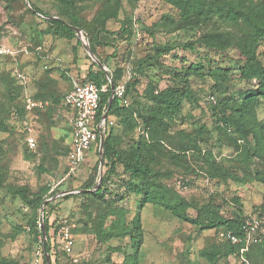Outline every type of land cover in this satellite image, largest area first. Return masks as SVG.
Instances as JSON below:
<instances>
[{
  "label": "rangeland",
  "instance_id": "rangeland-1",
  "mask_svg": "<svg viewBox=\"0 0 264 264\" xmlns=\"http://www.w3.org/2000/svg\"><path fill=\"white\" fill-rule=\"evenodd\" d=\"M33 1L49 18H59L57 0ZM241 1L247 4L264 2ZM29 5V0H0V46L11 50L0 55V109H11L16 104L29 109L23 122L16 120L18 113L14 111L10 118H6L7 129H0V170L4 173L6 185L27 186L36 191L48 184L52 190H57L48 198L54 207L50 233L55 247L49 253L50 264H75L74 259H79L78 264L124 261V253L131 255L134 252L129 237L100 238L103 230L114 229L120 209L126 212L124 220L127 224L140 213L143 225V243L139 248L141 264H264L262 246L253 248L251 258L225 253L228 240L223 228L200 229L191 221L178 219L160 204L146 203L140 208L143 193L128 186L131 181L139 185V179L130 181L129 173L120 164H117L115 172L109 173L106 161L99 154L90 153L77 176L67 177V154H62L61 147L71 140L69 107L64 99L55 102L49 95L36 100L49 103L44 106V109L49 106L47 110L39 112L29 108L28 99H33L40 91L64 94L71 78L82 79L90 68L97 69L93 65L97 62L76 30L82 45H78L75 38L69 40L53 36L49 23L39 14L28 11ZM103 6L102 1L83 0L77 4L76 11L91 21ZM182 23L180 25L175 8L165 0H122L118 16L107 21L106 30L101 35L103 44L97 50L103 60L107 57L109 60L102 63L93 53L104 67L97 65L107 74L111 75V71L120 74V83L136 81L128 95L141 113L156 108L150 96L152 90L158 92L168 86L182 87L188 83L192 95L183 99L180 111L173 116L169 134L176 136L177 132L184 131L183 136L186 133L195 136L196 129L206 125L217 135L213 113L217 111L215 101L219 97L213 92L220 79L211 74L212 71L230 70L231 75L223 84L228 86L230 93L255 89L259 81L246 82L238 78L235 48L225 52L196 42L208 32L241 34L238 27L215 17L201 24ZM82 32L90 44L88 34L84 30ZM188 41L196 42L195 49L184 48L183 44ZM166 44L171 45V49L158 52V47ZM258 53L264 61V39L259 42ZM192 63L199 64V67L187 75ZM255 117L257 121H264V100L257 106ZM136 118L138 125L129 129L121 116L107 117L116 145L124 151H128L140 135L148 136L142 120L138 116ZM30 136L37 140L34 149L28 144ZM216 140L213 153L217 163L241 177L242 181L206 176L197 167V163L203 165L204 162L189 152H186L188 157L185 161L180 158L174 161L169 154L176 151L177 137L172 143L165 140L163 152L157 153L152 165L166 173L161 177L163 183L175 187L194 205L210 203L227 217L235 213L260 215L264 223V163L253 157L249 164H241L235 143L226 138L219 140L218 135ZM40 164L46 167L45 173L38 169ZM189 165H194L196 170L190 169ZM167 173L172 176L168 177ZM104 174L109 178L102 185ZM90 177L96 180L95 187L83 188ZM100 186L103 187L100 195L87 197L84 194ZM67 195L72 196L64 199ZM41 208L37 222L42 228V236L36 238L28 225L29 220L35 217L34 211L20 197L0 188V261L48 264V255L43 247L47 235H43ZM189 217H196L193 209L189 210ZM64 223L69 225L74 240L70 252L63 250L60 236ZM215 254L217 258L213 260Z\"/></svg>",
  "mask_w": 264,
  "mask_h": 264
},
{
  "label": "trees",
  "instance_id": "trees-1",
  "mask_svg": "<svg viewBox=\"0 0 264 264\" xmlns=\"http://www.w3.org/2000/svg\"><path fill=\"white\" fill-rule=\"evenodd\" d=\"M59 2L60 15L59 18H49L48 14L43 11L33 0H29L30 5L27 7L28 11L33 14H39L43 20L49 23L52 29L53 36L58 38H66L77 40L78 45H82L78 38L74 27H79L88 34L90 46L92 51L98 56L102 63L109 60L107 57L103 60L98 55V48L103 44L101 35L106 30V23L111 18H116L122 7V0H98L104 2V6L93 17L91 21H87L76 11L77 4L83 0H57ZM172 7L175 8L180 25L182 22L201 24L205 20L219 18L226 24L238 27L241 34L233 32H208L203 35L201 39L196 42H202L208 47L218 48L221 51H228L231 48L236 50V62L238 64V78L241 81L258 80V87L246 91H238L234 93L228 92L227 87H224V81L231 75L228 69H218L212 71L219 77L220 81L216 82L217 89L213 94L219 97L215 101V108L217 111L213 113L216 120L218 139L226 138L235 143L240 157L241 164L248 163L253 157H258L264 163V121H257L255 114L256 108L261 101L264 100V61L260 58L258 53V45L264 39V2L245 3L241 0H165ZM171 17V16H170ZM124 23V22H123ZM125 23L122 25L124 28ZM196 42L188 41L183 44L184 48L195 49ZM160 46V45H159ZM171 45L166 44L158 47V52L169 51ZM264 55V53H263ZM97 69H89L87 74L81 81L92 80L98 84L99 87L105 86L106 91L101 92L100 106L98 111V121L101 120L104 112L109 106V99L112 95L110 80L106 71L100 68L97 63L93 62ZM199 64L192 63L187 69V75L196 70ZM220 70V71H219ZM111 79L114 86L120 83V74L117 71H111ZM132 83L123 84L125 86L126 96L129 99V92ZM74 84L71 78L70 86L64 94H55L36 92L34 97L38 100L43 97L51 96L55 102L60 99L65 100V96ZM234 84V83H233ZM41 86V90H43ZM192 88L188 83L182 87L168 86L160 89L158 92L152 90L150 96L153 98L156 108L152 111L141 113L133 106L132 101L129 104L122 103V99L114 96L110 108L108 110V118L111 115L121 116L123 123L129 129H133L134 125H138L136 116L140 117L145 125V131L148 136L140 135V139L135 141L128 151L120 149L116 145L115 136L112 134V127L108 124L104 131V145H103V159L106 161L105 165L108 167L109 173L116 170L117 164L124 167V170L129 173L130 181L139 179L140 184L129 183V188L137 192L143 193L142 200L139 204L140 208L144 207L146 203L160 204L167 210H170L175 217L180 220L191 221L197 224L200 229L223 228L226 233L228 231L243 237L244 230L242 228L244 220L247 216H242L235 213L232 217H227L219 211V208L208 203L206 205L197 206L185 198L173 186H168L163 183L161 177L166 175L161 170L154 169L152 163L156 160L157 153H162L165 140L172 143L174 137L178 138L176 151L170 152L172 159L186 160L188 157L186 152H189L193 157L202 160L201 165L197 163L206 176L212 178L218 177L220 179L236 178L242 181L243 179L238 175H234L229 169L217 163L213 148L217 143V135L211 132L206 125H200L193 136L190 133L183 134L184 131L177 132L176 136L169 134V126L173 121V116L180 111L182 101L186 97H191ZM47 109L49 108L46 107ZM44 107H35L34 111H45ZM16 111L18 113L17 121L23 122L27 117L29 109L21 107L18 104L11 109H0V129L6 130V118H10L11 114ZM70 124V123H69ZM70 126V139L72 138V127ZM72 140V139H71ZM71 140L68 145L61 147L62 154H68L71 149ZM181 143V145H179ZM34 149V148H32ZM95 154H99V146L95 147ZM249 164V163H248ZM190 167V165H189ZM38 169L41 173L47 171L43 164H40ZM193 171L196 167H190ZM197 172V171H196ZM168 177L172 174L167 173ZM70 178V177H69ZM109 176L104 174L102 185L108 180ZM264 181V177H262ZM96 185L94 177L86 182L83 188L91 189ZM0 188H4L7 193L12 196L20 197L35 213V217L29 220L28 225L36 238L42 236V228L38 227V218L40 219L39 209L43 203L51 196L55 195L57 190H52L48 184L42 185L38 190L33 191L27 186H14L5 184L4 173L0 170ZM103 187L100 186L94 191H86L84 194L89 197L91 195H100ZM72 195H67L64 199H68ZM45 212L43 216V225L46 230L47 240L43 243L45 252L50 253L55 247V241L50 233L52 227L51 213L53 201L49 200L44 205ZM193 209L196 217H189V210ZM125 210L120 209V213L116 214V221L114 222V229L112 231L103 230L100 233L101 239L112 238L115 236L129 237L130 243L134 249L131 255L124 253V261L116 264H141L139 257V248L143 243V225L140 213L127 224L124 220ZM261 218V216L259 215ZM264 226V223H262ZM118 228V229H117ZM228 240V239H227ZM241 244H233L228 240L225 246L227 254H241L251 258L253 248L263 247L264 236L261 241L255 242L249 246L245 252H241L243 247ZM62 251V250H61ZM121 251V247H120ZM63 252V251H62ZM64 253V252H63ZM65 254V253H64ZM213 260H216L217 254ZM0 264H13L7 261H0Z\"/></svg>",
  "mask_w": 264,
  "mask_h": 264
},
{
  "label": "built area",
  "instance_id": "built-area-1",
  "mask_svg": "<svg viewBox=\"0 0 264 264\" xmlns=\"http://www.w3.org/2000/svg\"><path fill=\"white\" fill-rule=\"evenodd\" d=\"M10 48L0 46V55L10 53ZM105 86L99 87L92 80L77 81L71 90L65 96L64 102L69 107L71 115L69 118L72 127L71 149L67 157V177L75 176L85 159L86 153L93 147L100 146V136L104 135L107 127V119L101 118L98 121V111L100 106L101 92L106 91ZM114 96L122 99V103L129 104L126 96L125 86L119 84L114 87ZM47 101H36L28 99L29 108L44 107L48 105ZM15 116V115H14ZM28 144L31 148L37 146V140L34 136L28 138ZM262 218L257 215H248L243 223L244 236H238L231 231L225 233L226 238L233 244L243 243L241 252H245L250 245L261 241L264 236V226H262ZM64 251L72 250L74 240L71 236L70 227L63 224L60 229ZM75 264L79 263V259H74Z\"/></svg>",
  "mask_w": 264,
  "mask_h": 264
},
{
  "label": "water",
  "instance_id": "water-1",
  "mask_svg": "<svg viewBox=\"0 0 264 264\" xmlns=\"http://www.w3.org/2000/svg\"><path fill=\"white\" fill-rule=\"evenodd\" d=\"M74 29L77 31V33H78L79 35H81V40H82L83 43L87 46V48H88L90 54L92 55V57L94 56V59L96 60V62H97L99 65H101L102 67H104L103 64H102V63L97 59V57L94 55V53H93V51H92V49H91L90 44H89L88 42H86L82 30H81L80 28H78V27H74ZM108 77H109V80H110V85H111V89H112V95H111V97H110V99H109V106H108L107 110L104 112V114H103V116H102V118H103L104 120H106L107 117H108V110H109L110 105H111V102H112V100H113V98H114V87H115V86H114V84H113V81H112V79H111V75H110V74H108ZM103 145H104V135L101 134V136H100V146H99V156H100V158L103 157ZM101 178H102V176L100 177V180H99V181H101ZM47 201H49V199H47V200L43 203L42 208H41V210H42V215H43V216H44V212H45L44 205H45V203H46ZM43 235H44V236L46 235V230H45V228H43ZM46 253H47V252H46ZM47 255H48V256H47L48 264H50V261H49V259H50V258H49V253H47Z\"/></svg>",
  "mask_w": 264,
  "mask_h": 264
},
{
  "label": "crops",
  "instance_id": "crops-1",
  "mask_svg": "<svg viewBox=\"0 0 264 264\" xmlns=\"http://www.w3.org/2000/svg\"><path fill=\"white\" fill-rule=\"evenodd\" d=\"M84 77H85V75H84L82 78H84ZM73 80H74V83L77 82V81H81V79H80V80H76V79H74V78H73ZM73 85H74V84H73ZM69 111H70V109H69ZM70 115H71V111H70ZM71 139H72V138H71ZM92 152L95 153V147H93L90 151H88V152L86 153V156H85L84 161L82 162V165L87 161V159H88L87 156H88L90 153H92ZM82 165H81V167H82ZM81 167H80L78 173L80 172ZM78 173H77V174H78ZM77 174H76L75 176H77ZM75 176H74V177H75Z\"/></svg>",
  "mask_w": 264,
  "mask_h": 264
}]
</instances>
